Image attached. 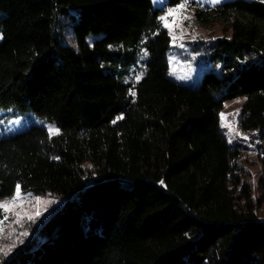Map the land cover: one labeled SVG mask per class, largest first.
<instances>
[{
	"label": "trees",
	"instance_id": "16d2710c",
	"mask_svg": "<svg viewBox=\"0 0 264 264\" xmlns=\"http://www.w3.org/2000/svg\"><path fill=\"white\" fill-rule=\"evenodd\" d=\"M166 12L152 0H0V110L60 130L0 138V202L17 186L64 199L2 264H264V3L196 8L200 25L222 26L207 50L224 65L195 89L169 78ZM143 48L144 78L119 81ZM242 97L241 128L262 136L256 188L220 128Z\"/></svg>",
	"mask_w": 264,
	"mask_h": 264
},
{
	"label": "rangeland",
	"instance_id": "374dc122",
	"mask_svg": "<svg viewBox=\"0 0 264 264\" xmlns=\"http://www.w3.org/2000/svg\"><path fill=\"white\" fill-rule=\"evenodd\" d=\"M228 1L233 0H222L215 5L211 0H199L198 3L196 0H184L181 3L183 7H180V4L177 7L168 8V0H152L155 9H167L165 15L160 18V23L171 37L168 59L169 78L173 82L195 89L207 72L222 73L224 64L220 60L210 59L211 56L207 50L213 41L224 36L222 26L220 24L200 25L196 20V8L214 7ZM248 1L264 3V0ZM96 39L98 37L89 36L87 43L93 46ZM122 49L123 45L111 47V50L115 51H122ZM147 59L146 49L143 48L134 63L119 65L117 72L115 71L116 78L128 84L140 82L145 75ZM244 102L245 98L242 97L225 103L220 114V128L232 147L242 149L241 166L246 179L256 188L262 171L259 160L262 136L258 130L245 131L241 128L240 117ZM32 127L45 129L53 137L60 133L55 122L31 111L18 113L15 109L0 110V138H9ZM50 128L58 130V134L56 131L50 133ZM63 203L64 199L52 193L38 196L33 193L23 194L20 189L19 195L15 193L11 200L0 202V264L18 247L29 244L32 240H40L39 237H33L34 233L41 223ZM257 210H259V216L263 218L264 205Z\"/></svg>",
	"mask_w": 264,
	"mask_h": 264
},
{
	"label": "snow or ice",
	"instance_id": "6c2138e0",
	"mask_svg": "<svg viewBox=\"0 0 264 264\" xmlns=\"http://www.w3.org/2000/svg\"><path fill=\"white\" fill-rule=\"evenodd\" d=\"M196 2L198 3L199 2V0H196ZM211 2H212V4H219V3H221L222 2V0H211ZM184 5L183 4H181L180 5V7H183ZM182 46V45H181ZM132 95H135V93L133 92V93H131ZM53 131H56L57 132V134H58V130H54V129H49V132L50 133H52ZM245 139H246V137H245ZM229 142H231V140H229ZM16 194L17 195H19V186H17V189H16ZM5 211H7V207L5 206ZM37 215H39V213H37ZM29 219H31V217H29ZM23 235H27V233H23Z\"/></svg>",
	"mask_w": 264,
	"mask_h": 264
}]
</instances>
